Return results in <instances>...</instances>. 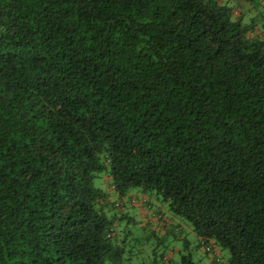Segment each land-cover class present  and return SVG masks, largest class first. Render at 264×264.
I'll use <instances>...</instances> for the list:
<instances>
[{
  "label": "trees",
  "instance_id": "16d2710c",
  "mask_svg": "<svg viewBox=\"0 0 264 264\" xmlns=\"http://www.w3.org/2000/svg\"><path fill=\"white\" fill-rule=\"evenodd\" d=\"M254 2L0 0V264H116L134 188L203 247L177 264H264Z\"/></svg>",
  "mask_w": 264,
  "mask_h": 264
},
{
  "label": "rangeland",
  "instance_id": "374dc122",
  "mask_svg": "<svg viewBox=\"0 0 264 264\" xmlns=\"http://www.w3.org/2000/svg\"><path fill=\"white\" fill-rule=\"evenodd\" d=\"M257 1L259 0H255ZM242 17L245 21L252 18L258 25L264 24V13L260 7L243 13ZM108 183L104 174L93 180L94 186L104 189H108ZM130 193L135 200L136 204L133 206L137 211L129 207L126 197L116 198L122 210L128 212L127 217L115 220L112 224L111 239L119 253L116 264H177L181 254L188 253L193 257L202 254L190 225L183 219L168 216L165 202L150 192L142 193L140 189L134 188ZM142 199H145V202ZM138 207L146 208L147 211L139 213ZM155 210L161 211L162 218L158 219ZM161 219L166 223L167 231L157 230V226L153 224L161 222ZM161 227L162 224L159 228ZM176 227L180 228L179 231L175 230ZM201 248L203 250V247ZM223 254L226 255V252ZM105 264L112 263L106 260Z\"/></svg>",
  "mask_w": 264,
  "mask_h": 264
},
{
  "label": "crops",
  "instance_id": "0c3cea01",
  "mask_svg": "<svg viewBox=\"0 0 264 264\" xmlns=\"http://www.w3.org/2000/svg\"><path fill=\"white\" fill-rule=\"evenodd\" d=\"M136 204V203H135ZM137 207V206H136ZM138 209V211H139V213H145V210H142L141 209V207H138L137 208ZM147 211V210H146ZM151 213V212H150ZM156 213H158V211L156 212ZM152 215L154 216V214L152 213ZM157 217H158V219H160L162 216H160V215H157ZM153 224H155V226H157V230L158 229H164V231H167L168 230V228L166 227L167 225H166V223L165 222H163V221H161V222H159V223H153ZM160 224H162V227L161 228H159V226H160ZM179 227H176V229L175 230H177V231H179ZM200 251H201V253H202V248H200ZM205 258H203V262L205 263L207 260H208V256H204Z\"/></svg>",
  "mask_w": 264,
  "mask_h": 264
}]
</instances>
